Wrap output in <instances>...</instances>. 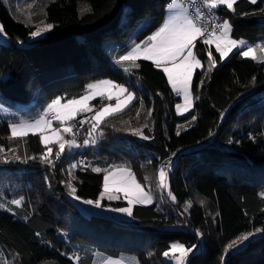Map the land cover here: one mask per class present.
Instances as JSON below:
<instances>
[{
  "label": "trees",
  "instance_id": "1",
  "mask_svg": "<svg viewBox=\"0 0 264 264\" xmlns=\"http://www.w3.org/2000/svg\"><path fill=\"white\" fill-rule=\"evenodd\" d=\"M167 3L48 0L42 20L53 24L54 30L46 38L30 42V32L39 22L16 21L0 0V22L11 40L0 48V93L4 99L34 102L41 112L57 97H80L90 83L111 80L127 84L130 79V88L135 90L132 82L138 81L146 93L125 111L105 119L96 135L89 136L95 142L77 151L73 160L78 165L79 158L86 157L94 167L103 155L112 160L117 157L116 162L130 167L142 185L147 171L157 175L171 160L167 172L177 211L176 216H170L156 204L137 205L130 224L85 217L66 196L73 162L67 157L56 161L53 155L52 165L43 163L39 157L46 148L39 137L31 136L19 144L12 139L9 124L0 122V147L5 149L0 153V199L24 198L22 205L11 206L12 213L0 209V249L7 264H76L74 251L84 264L92 260L94 251L114 258L134 255L140 264H169L162 255L168 246L174 242L198 245V233L205 248L190 255L189 264H264V63L247 60L239 51L222 63L212 48L219 67L210 73H195V109L179 118L176 105L181 98L172 91L163 71L141 61L139 68L123 72L108 53L127 41L144 20L150 25L138 40L151 35L163 23ZM215 12L222 21L232 22L236 40L255 44L264 35V0L255 5L240 0L233 13L225 8ZM18 42L29 45L22 47ZM195 48L206 58L208 46L197 41ZM94 106L99 108L102 101ZM193 116L195 127L177 135L179 127ZM90 127L84 131V140ZM136 129L149 138L139 139L133 134ZM16 150L19 161L2 162ZM33 156L37 158L22 162ZM78 167L74 173L76 194L96 199L103 174ZM188 202L192 208L186 214ZM179 219L184 229L167 230L179 225ZM258 228L261 236L241 250L225 252L228 244Z\"/></svg>",
  "mask_w": 264,
  "mask_h": 264
},
{
  "label": "snow or ice",
  "instance_id": "2",
  "mask_svg": "<svg viewBox=\"0 0 264 264\" xmlns=\"http://www.w3.org/2000/svg\"><path fill=\"white\" fill-rule=\"evenodd\" d=\"M251 3H257V0H250ZM192 6H196L197 0H189ZM200 3L208 12L212 13L218 6H226L227 9H233L236 0H200ZM167 15L163 23L151 35L147 36L145 40L139 43H133L130 49H127L124 54L119 55L115 61L117 64L128 62L132 67L139 68L136 61L143 59L151 61L157 69H161L167 77V82L178 96H182L184 100L183 106L177 104L176 109L178 113L188 112L193 104L192 94V79L193 70L202 68L201 59L193 52L196 47V42L202 39L203 44L207 47L215 45V51L219 54V60L223 61L232 53L233 49H237L239 54L243 57H251L256 60V49L248 46L244 40L232 39L230 33L232 26L227 19L217 23L214 19L211 20V26L205 24V13L201 7H195V14L189 12L185 7L183 0H170L166 5ZM210 19V18H209ZM43 23V26H37L34 31L30 32L31 38L35 39L42 36V34L49 32L54 25L50 23ZM3 25H0V35H4ZM260 50L264 52V46H260ZM217 65L216 58L213 57L209 49L207 54V72L210 73ZM129 69L124 68L127 72ZM207 75V73H205ZM255 80V77H253ZM204 81L201 80L200 84L203 85ZM87 90L84 95L79 99L73 98L62 103V98L57 97L52 99L51 102L43 108L37 117L33 120H25L21 118L18 122H13L8 125L11 130V137H25L30 132L35 135L39 134V139L45 145L46 152H44L39 159L43 163H51L49 157L52 154V148L48 147L49 143L54 142L58 145L59 151L55 153L57 159L60 158L66 147L71 149L78 146L75 139L65 140L63 133L73 134V126L65 124L68 121L74 120L77 115L85 112H92V107L89 102L97 96L107 98L109 103L97 110L91 116V127L88 129V135L92 136L102 121L108 116L122 111L136 98L135 94L122 84L115 83L111 80L100 81L98 83H90L87 85ZM115 99L113 105L111 101ZM2 108V102H0ZM139 115V113H137ZM148 115H151L149 111ZM195 120V116H193ZM53 121H58L62 127L52 128ZM85 120H80L79 124L83 126ZM147 127V125H144ZM50 133V134H49ZM134 135L141 136L143 139L149 137L143 135L141 129H136ZM179 135V132H177ZM91 142H95L93 139ZM88 139L84 140V144H89ZM5 149L0 147V153H4ZM175 155V153H173ZM37 157H26L22 162H27L28 159H36ZM20 156H15V160H20ZM3 163H10L7 158L2 159ZM169 167L171 163L169 162ZM73 168L76 165H72ZM87 167V166H85ZM96 173H103L102 190L99 192L96 199H82L77 193L76 187L71 182L67 183L69 195L76 201H80L83 205L90 206L97 210L110 211L113 213L123 214L129 218H133V206L136 204H150L153 201V196L150 191H146L144 187L136 180L135 174L130 167L125 165H109L106 168L92 167L91 169ZM168 172L164 167L159 169L158 185L160 188L167 187ZM71 175V173H69ZM127 201L126 207H111L105 206L102 201H117L121 199ZM169 197L174 201L176 197L169 190ZM24 198L13 199L10 201L11 205L20 206ZM204 202L201 201V204ZM191 202L185 205V211L191 207ZM0 209L5 211H12L5 203H0ZM15 214V213H14ZM261 232V229H256L255 232H248L242 234L237 240L227 245L225 252L229 249L237 250L245 241H249L256 233ZM39 235V233H37ZM198 235H201L198 233ZM198 246L195 244L185 246L183 243H171L167 250L162 255L175 264H189L190 254L195 255L194 250ZM73 259L79 264V256H74ZM102 264H124L123 261H113L107 258L102 261ZM135 264V262H133ZM223 264V261H222Z\"/></svg>",
  "mask_w": 264,
  "mask_h": 264
},
{
  "label": "rangeland",
  "instance_id": "3",
  "mask_svg": "<svg viewBox=\"0 0 264 264\" xmlns=\"http://www.w3.org/2000/svg\"><path fill=\"white\" fill-rule=\"evenodd\" d=\"M23 1H24V0H2L3 4L8 8V10H9L10 14L12 15V17H13L16 21H18V22H20V21L22 22V19H24V17L26 18V16H28V11H29V8H30V5H27V6H26V4H25V7H24V6L22 5V4L24 3ZM31 1H32V0L27 1V2H28V3H31ZM238 1H240V0H236V3H237ZM248 1L250 2V0H248ZM258 1H259V0H257V3H258ZM236 3L233 5V9H234V10H232V9H228L230 12L233 13V12L235 11V5H236ZM250 3H251V2H250ZM257 3H255V4H257ZM252 4H253V3H252ZM255 4H254V5H255ZM221 8H225V9H227L226 6H218V8L215 9V10H218V9H221ZM166 14H167V12H166ZM227 20L230 22V24H231V26H232V32L230 33V35H231V38L234 39V38H233V30H234V28H233L232 22H231L229 19H227ZM44 23H48V22H47V21H44ZM0 25H2L1 22H0ZM149 25H150V21H149V20H144V21L140 22V23L137 25V27L132 31L131 35L129 36V38H130L129 41L133 40V38H135V40L137 41V38H140V37H141V35L147 30V28L149 27ZM37 26H41V27H42V26H43V23H41V24H39V25L37 24L36 27H37ZM53 30H54V28H52L49 32H46V33L42 34V36L37 37V38H35V39L31 38V39H30V42H35V41H39V40H42V39L46 38L47 35H48L49 33L53 32ZM4 33H5V32H4ZM244 41H245V40H244ZM246 42H247V41H246ZM136 43H139V41H137ZM10 44H11L10 37H8V36L6 35V33H5L4 35H0V48H1V46H3V45L7 46V45H10ZM18 45H19V46H22V47H26V46H28L29 44H23V43L18 42ZM247 45H248V46H251V47H253V48L256 49V53H255V55L257 56V59L254 60V59H252L251 57H244V58L247 59V60L255 61L256 63H264V52H262V51L260 50V46H264V35H261V36L259 37L258 42H256L255 44H250V43L247 42ZM108 46H109V45H107L105 48L107 49ZM131 46H132V45H131ZM208 47H209L210 50H211L212 48L215 50V45H210V46H208ZM130 48H131V47H129L128 49H130ZM208 51H209V50H208ZM208 51H207V54H208ZM236 51H238V50H237V49H233L232 53H234V52H236ZM193 52L197 55V58L201 59V62H202V65H203L202 68H197V69H194V70H193V79H194L195 73H196L197 71L207 70V67H208V66H207V56H206V58L202 59V58L197 54V52H196V48L193 49ZM211 52H212V50H211ZM108 53L110 54L111 58H113L114 61L117 60V56H115L114 51L112 50V48L108 50ZM216 53H217V52H216ZM232 53H229L228 57H226V58L222 61V63H224V62H225V61L231 56ZM212 55H213L214 58H216L213 52H212ZM217 55L219 56L218 53H217ZM113 60H112V61H113ZM141 61H145V60L140 59V60L136 61V63H139V62H141ZM147 62L152 63L151 61H147ZM115 63H116V62H115ZM152 64H153V63H152ZM217 67H219V63H218V62H217L216 67H215L213 70H215ZM159 70H161V69H159ZM213 70H212V71H213ZM161 71H162V70H161ZM8 77H9V74L3 76V79H6V78H8ZM193 79H192V83H193ZM104 81H105V80H104ZM128 82H129V83H127V84H122V85H124L125 87H127V88L129 89V91L133 92V93L135 94V97H136V98L131 102V104H129V105H128L126 108H124L122 111L117 112V113H114V114H112V115H110V116H108V117H111V116H113V115H116V114H118V113H121V112L125 111L127 108H129V107L134 103V101H135L139 96L142 97V95H144V94L146 93L144 87H143V86L141 85V83H139L138 81H135V80H134V81L132 82V84H133L135 90H134V89L131 90V88H130V84H131V80H130V79H128ZM96 83H97V82H96ZM86 91H88L87 88L85 89V92H84L82 95H84V94L86 93ZM174 93H175V92H174ZM175 94H176V93H175ZM192 94H193V91H192ZM82 95H81V96H82ZM176 95H177V94H176ZM262 95L264 96V94H262ZM81 96H80V97H81ZM60 97H61V96H60ZM80 97H76V99H79ZM178 97L181 98V102L179 103V105L183 106V104H184L183 97H182V96H178ZM61 98H62V101H61L62 103H66L67 100H70V99H65V98H63V97H61ZM99 100L102 101V106H100L99 109H96V107L94 106V103L97 102V101H99ZM108 103H109V101L107 100L106 97H105V98H101L100 96H97L95 99L90 100V102H89V106L92 107V109H93V111H94V114H95V112H96L97 110H100L102 107H104V106L107 105ZM111 103L114 105V104H115V99H113V100L111 101ZM19 104H20V106H25V107H22L23 109H22L21 113H19V114H16L15 112H10V113H9V117H8V119L11 121L10 123L18 122L21 118H23V119H25V120H33V119H34L35 117H37V116L39 115V113H40V110H37V107H39L38 105H36V108H35V107H29V106H26L25 103H19ZM194 109H195V97H194V94H193V104H192V107L189 109V111H188V112H183V111H181V113H178V112H177V109H176V115H177L179 118H184V117L189 116L191 113H193ZM36 110H37V111H36ZM93 111H92V112H93ZM85 113H89V112H85ZM81 114H84V113H81ZM81 114H79V115H81ZM79 115H77V117H76L74 120H72V121H68V122L65 124V126H68L69 124L71 125V123H72L73 121H75V120L79 117ZM108 117H107V118H108ZM107 118H106V119H107ZM104 121H105V120H104ZM104 121L101 122V124L99 125V127L102 125V123H103ZM195 125H196L195 120H190V121H188V122L182 124V125L179 127L178 132H179V133L186 132V131L192 129L193 127H195ZM90 126H91V124H90L89 126H87V128L90 127ZM99 127H98V128H99ZM52 128H60L61 131H62V127H61V125H60V123H59L58 121H53V123H52ZM98 128L96 129V131L98 130ZM96 131L94 132V135H96ZM73 133H74V131H73ZM49 134H50V133H49ZM31 136H37V137H39V134H35V135H33V134L30 132V133H29L27 136H25V137H22V138L17 137V138H12V139L16 140V141L19 142V144H20V143H22L24 140H26L27 138H29V137H31ZM63 136H64V139H65V140H72V139H75L73 134L63 133ZM92 137H93V136H92ZM138 138H139V139H143L141 136H138ZM86 139H88V140L90 141V143L87 144V145H85L84 142H83L82 149H81V147H80V146L77 144V142H76V144H77L78 146L73 147V148H71V149H68V148L66 147L65 151L62 153V155H61L60 158H59V159H61V158H63V157H67L69 160H71V161L73 162V163L69 166V173H71V175L68 176V180H67V181H68V183L71 182L72 185H73L74 187H75V183H74V182H75V174H74V173H75L76 171H78V169H79L78 165H79V164L77 165V162H74L73 158H74L75 154L77 153V151H80V149L83 150L84 147H89V146L91 145V140H90L89 135H87V138H86ZM83 140H84V139H83ZM75 141H76V140H75ZM41 144H42V143H41ZM42 145H43V147L45 148V145H44V144H42ZM57 146H58V145L55 144L54 142L49 143L48 147H51V148H52V154L50 155L49 159L51 158V156L55 155L54 150L59 151V147L56 148ZM17 152H18V151L16 150V151L13 152V154H14V153L17 154ZM9 154H10V153H8L6 156H8ZM16 154H14V156L11 157V158H10V156H9V158H7V159H9V160H15V156H16ZM147 155H148V157L155 158V155H154V154L148 153ZM115 157H116V156H115ZM57 160H58V159H56V161H57ZM50 161H51V163H49V165H52L53 162H55V161H52L51 159H50ZM116 161H117V157L114 158V156H113V160H112V159H110L109 156H107V155L104 156V155H103L102 157H99V161H98L97 164L94 165V167L106 168V167H108L109 165H120V164H119L118 162H116ZM78 162H79V160H78ZM72 165H76V167L73 168ZM92 167H93V166H92ZM170 170H171V169H170ZM90 171H92V170H90ZM95 173H96V172H95ZM158 173H159V171H158ZM158 173H157V175H156L155 173H153V172H151V171H147V172H146V175H145V181H146V184H145V185H142V184H141V185L144 187V189H145L146 191H150L151 195L153 196V201H152V203H150V204H136V205L133 206V208H134L135 206H137V205H141V206L146 205L147 207H149V206H152V205H155V204H156V205H158V207H160V208L164 211L165 214L170 215V216H176V215H177V211H176L175 208L173 207V205L175 204V200L173 201V200L169 197V195H168V192H169V190H170V176H169V174H168L167 181H166V183H167V187L162 189V188H160L159 185H158ZM169 173H170V171H169ZM98 174H103V173H98ZM135 177H136V176H135ZM136 180H137V179H136ZM137 181H138V180H137ZM66 185H67V183L65 184V188L67 189V194H66V196H67L68 200H69L72 204H74V205L78 208V210L81 212V214L84 215L85 217L99 216V217H103V218H107V219H112V220H115V221H118V222H122V223H127V224H130V223L133 221L132 218H129V217H127V216H124L123 214L113 213V212H110V211H104V210H97V209L91 208L90 206L83 205L80 201H76V200H74V199L68 194V193H69V190H68V188H67ZM6 189L8 190V187H6ZM170 191H171V190H170ZM263 196H264V195H263ZM0 203H5L6 206H7V207H10V208H11V206H13V205L10 204V201H6L4 198L0 199ZM102 203L105 204V206H109V205H110L111 207H126V206H127V201L123 199L122 194H121V199H120V200H117V201H107V200H105V201H102ZM191 205H192V204H191ZM191 208H192V206H191L187 211L184 210V212H185L186 214H188V212H189V210H190ZM11 209H12V208H11ZM10 212H11V211H10ZM11 213H12V212H11ZM178 215H179L180 217L184 218V214H183V213H179ZM176 229H177V230H182V229H184V224H183V222H182L180 219H179V225H177L176 227H169V228H167V230H176ZM259 236H261V234L256 233L252 238H250L249 241H252V240L258 238ZM247 242H248V241H245V242L243 243V245H241V246L239 247L238 250H241L242 248H244V246L246 245ZM197 246H198V249H197V250H194L195 254L200 253V252L203 251V249L205 248V241H204L202 235H199V243H198ZM236 251H237V250H234V249H233V252H236ZM190 255H191V254H190ZM74 256H79V264H84V259H83V258H82L83 260L80 259V254L78 253V251H74V255H73L72 257H74ZM107 258H111V260H113V261H123L124 264H133V262H135V264H140L139 259H138L136 256H134V255L124 254V255H121L120 257L114 258V257H109V256H107V255H104V254H102V253H100V252H98V251H94V252H93L92 260H91L89 263H87V264H102V261L106 260ZM73 260H74V262L77 264V261H76L75 259H73ZM164 261H166V262L169 263V264H175L174 261H172V260H170L169 258H166V257H164ZM0 264H7V257H6V255H5V253L3 252L2 249H0Z\"/></svg>",
  "mask_w": 264,
  "mask_h": 264
},
{
  "label": "crops",
  "instance_id": "4",
  "mask_svg": "<svg viewBox=\"0 0 264 264\" xmlns=\"http://www.w3.org/2000/svg\"><path fill=\"white\" fill-rule=\"evenodd\" d=\"M27 1H30V0H24L23 1L24 3L22 5L24 7H25V4H26V6L30 5V8L28 11V16H26V18L24 17V19H22V21L25 22L26 24H29V25H34L36 23V21L39 22V23H37L38 25L41 24L42 22H44L42 20V14L45 11L46 5L48 4V0H32L31 3H28ZM34 26H36V25H34ZM129 39L127 41H125L123 44H120L115 49H113L115 56H117V59H118L119 55L124 54L125 51L129 47H131V45L133 43H136L137 41H139L138 40L139 38H137V41L135 40V38H133V40H131V41H129ZM139 42H141V41H139ZM117 66L123 72H125L124 71L125 67H127L129 69L127 72H130V70L135 68V67H132L128 62H123L122 64H117ZM0 102H2V108H0V122L7 123V124H10V122H11L8 119L10 112H15L16 114H19V113H21V111L23 109L22 107H25V106H20V104L17 102L5 100L1 93H0ZM26 106L36 108V104L34 102L28 103V104H26ZM143 206H146V205H143Z\"/></svg>",
  "mask_w": 264,
  "mask_h": 264
},
{
  "label": "built area",
  "instance_id": "5",
  "mask_svg": "<svg viewBox=\"0 0 264 264\" xmlns=\"http://www.w3.org/2000/svg\"><path fill=\"white\" fill-rule=\"evenodd\" d=\"M169 2H170V0H168V3ZM183 2L185 4V7L188 8L189 12H191L193 14H195V7L196 6L201 7V10L205 13V17H206L205 24H206V26H208V27L211 26V20L212 19H214L217 23L222 22V19L216 14L215 10H213L212 13L208 12V10L206 8H204L202 6V4L200 3V0H197L196 6H192L189 3V0H183ZM198 41L202 42V39H199ZM96 109H99V108H96ZM92 115H94V111L93 112H89V113L81 114V115H79V117L75 121H73L71 123V125L73 126L74 138H75L77 144L81 147V149H82V146H83L84 131L87 128V126H89L91 124V119L90 118H91ZM80 120H85V123L83 124V126H81L79 124ZM169 162H171V160L167 161L166 163H164L162 165V167H164L166 171H168ZM78 164H79L80 167H82V168H84L86 170H91L92 166H93V162L89 161L86 157H80ZM85 166H87V167H85Z\"/></svg>",
  "mask_w": 264,
  "mask_h": 264
}]
</instances>
